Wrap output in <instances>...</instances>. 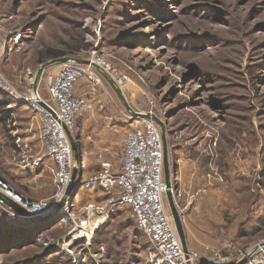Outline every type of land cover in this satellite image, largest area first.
<instances>
[{"label": "rangeland", "instance_id": "374dc122", "mask_svg": "<svg viewBox=\"0 0 264 264\" xmlns=\"http://www.w3.org/2000/svg\"><path fill=\"white\" fill-rule=\"evenodd\" d=\"M61 60L95 74L75 89L89 105L70 134L82 175L117 168L150 115L197 264H244L263 248L264 0H0V180L35 201L55 191L53 169L18 165L38 149L33 91L49 100ZM184 182L195 200L181 213ZM102 191L66 189L33 221L0 207V264H163ZM92 210L103 221L82 227Z\"/></svg>", "mask_w": 264, "mask_h": 264}, {"label": "built area", "instance_id": "2783aa9c", "mask_svg": "<svg viewBox=\"0 0 264 264\" xmlns=\"http://www.w3.org/2000/svg\"><path fill=\"white\" fill-rule=\"evenodd\" d=\"M100 63L101 60H98ZM87 76L95 80L89 66L63 60L57 70L47 79L49 100L33 91V107L40 120L38 136L41 150L25 160L26 168L39 169L45 161L55 164L54 180L56 191L49 200L35 201L18 193L4 184L1 194L13 200L31 214H41L60 201L76 170V181L80 189L101 188L110 195L111 207L127 208L136 227L147 237L159 260L163 264H197L201 255L184 250L179 236L174 231L164 205L166 184L164 180L165 152L163 139L156 123L150 115L140 118L128 131L124 139L120 164L114 168L108 161L100 164V170L81 177L80 168L73 158L70 134L73 132L78 114L88 109L85 99L75 93L76 87ZM43 101L47 108L39 104ZM78 187V188H79ZM171 192L173 187L171 184ZM7 216L18 215L0 197V207ZM92 213H96L92 210ZM83 224V223H82ZM83 226V225H82ZM244 264H264V246L257 254L248 256Z\"/></svg>", "mask_w": 264, "mask_h": 264}, {"label": "crops", "instance_id": "0c3cea01", "mask_svg": "<svg viewBox=\"0 0 264 264\" xmlns=\"http://www.w3.org/2000/svg\"><path fill=\"white\" fill-rule=\"evenodd\" d=\"M7 115V114H6ZM38 115V114H37ZM39 116V115H38ZM33 119V118H32ZM34 123H36L37 124V127H39L40 126V121H39V118L37 117L36 118V121L34 122ZM39 129V128H38ZM36 140H37V142H38V149L37 150H35V151H32V152H29L30 153V158L32 157V156H34L35 154H37L40 150H41V148H42V142H41V140H40V138H39V136H38V133H37V138H36ZM35 152V153H34ZM34 153V154H33ZM122 153H123V151H122ZM100 158V157H99ZM23 159V158H22ZM26 160H28V159H26ZM99 161H100V159H99ZM24 163H25V160L23 159V160H21L20 161V164L18 165V167H20L21 169H22V171L23 172H25L26 170H30V172L31 171H33L34 169H32V168H26L25 166H24ZM76 164H78V165H80V164H82L83 165V168L81 169L80 168V173H81V176H83L84 178L86 177V176H88L89 174H91V173H94V172H96V171H98V170H100V164H101V161L99 162V163H97L96 165L98 166V169H96V170H93V171H90V172H87V173H83L84 175H82V172H85V169L87 170V166H86V163L83 161V160H81V161H78V162H76ZM113 166V165H112ZM114 167V166H113ZM41 168V169H40ZM38 170H44V169H46V168H52L53 169V176L55 175L54 173H55V164L53 163V162H51V161H45V163L42 165V167H40ZM169 180H170V182H171V184H172V187H173V190H174V192H173V194H174V196H175V194H177V192H176V186H175V184H174V182H173V178L172 177H170L169 178ZM55 181V180H54ZM184 184L185 185H183V186H181L180 187V189H182V188H184V187H187L188 185H187V182H184ZM56 185V184H55ZM95 188H98V187H95ZM95 188H91V189H95ZM98 189H100L101 190V188H98ZM191 189H190V184H189V186H188V188H187V191H185L184 192V195H183V197L180 199V203L179 204H177L178 205V209L180 210V212L182 213L183 212V210H185V209H187L188 207H190L189 205L190 204H192V202L195 200L194 199V195H189V193L191 192L190 191ZM55 191H56V189H55ZM54 191V192H55ZM54 192L50 195V196H46V197H44V198H42L40 201H43V200H49L50 198H51V196L54 194ZM102 192H104L103 193V195H107L108 197H110V195L108 194V192H106V191H102ZM164 198H165V200H164V203L166 204V207L165 208H168V207H170V209L168 210V214H172V209H171V206H170V203H169V201H168V198L166 197V195H164ZM173 198V197H172ZM176 198V197H175ZM177 199V198H176ZM178 203V202H177ZM164 204V205H165ZM166 211H167V209H166ZM170 212V213H169ZM172 216H173V214H172Z\"/></svg>", "mask_w": 264, "mask_h": 264}, {"label": "water", "instance_id": "95a60500", "mask_svg": "<svg viewBox=\"0 0 264 264\" xmlns=\"http://www.w3.org/2000/svg\"><path fill=\"white\" fill-rule=\"evenodd\" d=\"M63 61V60H61ZM39 104L44 106L45 108H47L46 104L43 102V101H39ZM166 151V150H164ZM166 154V152H165ZM165 161H166V158H165ZM164 161V180H165V184H166V187H167V190H166V197L168 198V201L170 203V206H171V209H172V214H173V218H174V221H175V224H176V227H177V231H178V236L180 238V241L182 243V246H183V249L186 251V247H185V240H184V236H183V233H182V229L179 227V217L177 216V214H175V210H174V207H173V204H172V192H171V182L169 180V175H168V172L167 170L165 169V162ZM76 170L73 171L72 173V177H71V182L69 183V186L67 188V192L69 193L70 191H72V195L75 194V192L77 191L78 187H79V184L78 182L76 181ZM0 197L3 198V200L9 204L13 210L19 214L20 216H22L23 218H26L30 221H33L35 219H37L38 217H40V215L38 214H31L29 212H27L26 209H24L23 207H21L19 204H17L16 202H14L13 200L9 199V198H6L4 197L1 193H0Z\"/></svg>", "mask_w": 264, "mask_h": 264}, {"label": "bare ground", "instance_id": "6f19581e", "mask_svg": "<svg viewBox=\"0 0 264 264\" xmlns=\"http://www.w3.org/2000/svg\"><path fill=\"white\" fill-rule=\"evenodd\" d=\"M33 99L35 100L36 99V96L34 95L33 96ZM0 188H2V189H4V184H3V182H1L0 181ZM80 188V187H79ZM5 190V189H4ZM102 214V213H101ZM102 215H104V214H102ZM92 216H94V218H92ZM86 220L85 221H83V226L82 227H85V226H87L88 225V222L89 221H96V220H98V222H97V224H99V223H101L102 221H103V218L101 219L98 215H96L95 213H92L91 211H90V213H88L87 215H86Z\"/></svg>", "mask_w": 264, "mask_h": 264}, {"label": "trees", "instance_id": "16d2710c", "mask_svg": "<svg viewBox=\"0 0 264 264\" xmlns=\"http://www.w3.org/2000/svg\"><path fill=\"white\" fill-rule=\"evenodd\" d=\"M55 56H58V54H55Z\"/></svg>", "mask_w": 264, "mask_h": 264}]
</instances>
